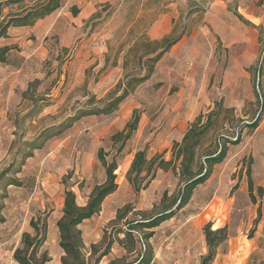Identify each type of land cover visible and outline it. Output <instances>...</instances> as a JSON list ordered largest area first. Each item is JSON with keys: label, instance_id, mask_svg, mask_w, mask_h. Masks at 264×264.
<instances>
[{"label": "rangeland", "instance_id": "obj_1", "mask_svg": "<svg viewBox=\"0 0 264 264\" xmlns=\"http://www.w3.org/2000/svg\"><path fill=\"white\" fill-rule=\"evenodd\" d=\"M32 1L11 9L31 6ZM75 27L78 39L68 47L60 46L53 35L45 38L46 51L29 66L34 73L21 102L8 118L0 119V171L23 143L68 117L101 107L120 93L117 86L126 77L143 75L150 66L147 60L155 57L149 52L155 46L149 43L163 37L180 40L152 63L149 79L115 111L77 119L25 161L16 175L20 186L8 188L0 202L5 223L0 225V264H16L11 252L21 234L31 231V219L52 213L58 217L65 188L75 193L79 206L86 204L93 187L104 180L99 150L106 162L115 157L119 183L133 152L146 148L148 160L159 156L170 161L173 143L182 138L170 142L168 136L184 135L196 118L204 123L211 111L216 113L213 126L196 152L197 160L215 151L223 137L233 139L240 133V143L228 146L225 160L213 167L172 220L157 229L137 230L144 248L135 234L124 240L125 246L130 251L137 243L142 254L159 253L158 264L188 256L191 259L182 264H199L206 253L203 228L210 223L212 230H227L213 264H263L264 0H107ZM251 60L250 86L235 92L224 87L222 72L235 61ZM133 112L139 119L137 129L115 155L118 145L110 137L123 130ZM258 115L256 130L243 128ZM249 182L255 202L249 197ZM129 190L106 202L105 218L114 219L103 224L102 241H113L128 223L148 219L170 205L179 190L178 178L173 169H157L146 189L135 193L129 185ZM31 196L37 200L28 203ZM100 245L96 249L101 250Z\"/></svg>", "mask_w": 264, "mask_h": 264}, {"label": "trees", "instance_id": "obj_2", "mask_svg": "<svg viewBox=\"0 0 264 264\" xmlns=\"http://www.w3.org/2000/svg\"><path fill=\"white\" fill-rule=\"evenodd\" d=\"M23 1L0 0V39L7 36L10 28L32 26L36 21L57 12L61 8L63 0H34L31 6L12 11L11 8L13 6L20 5ZM5 9H8L6 14H4ZM70 12L73 16H76L78 13L75 7H72ZM179 40L180 36L175 39L163 37L160 41L149 43L155 46L153 50L149 51L155 54V57L147 60L150 66L143 75L126 77L125 83L117 86L118 89H121L119 91L120 93L115 94L113 98L106 101L101 107H95L91 111L79 112L77 115L68 117L58 126L43 130L35 140L23 143V148L18 149L15 152L13 160L6 168L0 171V202L5 200L8 188L20 186L16 175L20 173L25 161L32 157L34 151L41 149L48 140L59 136L69 129L71 124L81 117L99 114L108 115L115 111L129 94L133 92L137 85L149 79L152 74V63H156ZM136 44L134 43V46ZM10 50V47H0V64L6 63ZM261 69L262 67H259L258 72ZM263 108L264 106L262 105L261 109ZM215 114L213 111L208 113L204 123H201V117L196 118L183 135L181 142L173 143L172 159L170 161L159 159V156L148 160L146 148L135 152L125 177L127 183L135 193L147 188L154 179L155 170L157 169L162 171L173 169L178 178L179 190L173 202L164 207L161 212L143 221L128 223L127 228L123 232L125 234V240L131 239L132 232H137L138 229L148 231L156 229L161 224L176 216L190 202L195 189L209 179L213 167L221 164L225 160L228 146H235L240 143V133H237L233 139L223 137L222 142L218 143L215 151L205 155L201 160H197L196 152L213 126L212 117ZM260 120L261 118L258 115L251 122L246 123L243 128L254 131L258 128ZM138 121L136 112H133L123 130L110 137L111 142L118 145L115 150V155L120 154L126 142L130 140L137 129ZM97 158L104 167V180L101 184L93 187L84 206H78L75 193H73L71 188H65L62 217L56 223L58 246L63 254L60 259V264H88L84 254V245L79 226L82 222L96 216L100 212V207L105 198L117 189L116 175L114 174L117 169L115 157L110 162H106L102 156V151L99 150ZM175 163H177V167L174 166ZM248 191L251 201L255 202L251 182L248 184ZM259 192L261 195L262 189H259ZM2 209L3 206L0 203V225L4 223ZM47 219L48 217L46 215H39L29 221L31 231L21 234L19 246L12 254V259L16 264L50 263L51 258L48 252L44 250V245L47 240ZM211 228L212 225L210 223L206 224L203 228L206 253L201 257L199 264H213L219 248L227 239V230L225 227L216 230H212ZM121 232L118 231L117 234ZM111 244L112 241L110 240L107 242L102 241L100 245L102 249L94 259V264H97L108 253ZM91 251L92 254H96L98 250L96 246L92 245ZM151 261L152 256L146 255L143 252L140 259L135 260L131 264H150Z\"/></svg>", "mask_w": 264, "mask_h": 264}, {"label": "crops", "instance_id": "obj_3", "mask_svg": "<svg viewBox=\"0 0 264 264\" xmlns=\"http://www.w3.org/2000/svg\"><path fill=\"white\" fill-rule=\"evenodd\" d=\"M106 1L107 0H88V2H86L85 0H63L61 8L57 12L44 19L36 21L32 26L16 27L8 30L7 36L0 39V47L11 48L6 63L0 64V119L8 118V114L13 110L14 106L21 102V94L26 90V86L30 82V78L34 73L29 66L34 57H38L46 51V43L44 42L45 38L53 35L56 37V40H58V43H60V46L68 47L72 45L74 41L78 39L79 30L78 27L76 28L75 26H78L82 19L93 14L95 12V7L98 4ZM72 7H75L78 11L76 16H73L70 12ZM255 58L256 57L254 56L252 60L254 61ZM252 60L248 63L235 61L234 64L224 70L222 72L224 87L232 89L233 92H235L239 91L242 85L250 86L251 77L247 72V69L252 65ZM237 95H239L238 92ZM168 137L170 142H173L183 138V135L175 137L173 133H171ZM134 154L135 152H133V156ZM133 156L131 157L129 164L124 167V171L119 177V183H116V191L105 198L100 207V212L91 219L82 222L79 226L84 245V254L88 264H94V259L101 251L99 250L100 248H98L97 250H99V252L92 254L91 246L101 244L103 224L114 219L105 218L106 209L104 206L106 202H111V200L120 194L121 190L130 191L129 184L125 179V173L129 170ZM31 200L37 199L36 197L31 196L28 199V203H30ZM84 205L85 204L82 206ZM62 206L63 198L61 199L59 207L60 213L58 214V217H55L52 213L47 219V240L44 245V250L48 252L51 258L49 264H60V259L63 256L58 246V232L56 229V223L62 217ZM112 207L115 209L114 211L118 208L117 205H113ZM121 229L122 232L116 234V239L113 238L108 253L103 256L97 264H131L135 260L140 259L142 253H140L139 244L136 243L133 250L128 251L124 241V229L123 227ZM25 232H28V230H25ZM16 248L17 245L14 247L11 254H13V251ZM134 253L135 256L133 259L135 260H129L132 259V257L129 258V255ZM158 256L159 253L153 255L150 264H158V262H160ZM185 259H191V257H184L182 260L177 261H166L165 264H182Z\"/></svg>", "mask_w": 264, "mask_h": 264}, {"label": "built area", "instance_id": "obj_4", "mask_svg": "<svg viewBox=\"0 0 264 264\" xmlns=\"http://www.w3.org/2000/svg\"><path fill=\"white\" fill-rule=\"evenodd\" d=\"M263 54H264V52H263ZM259 67H262V66H261V63L259 64ZM137 221H140V220H137ZM126 228H127V225H126ZM132 233L138 236L137 239H138V242H139V244H140V247H141V248H144V242H143L142 238L138 235L137 232H132Z\"/></svg>", "mask_w": 264, "mask_h": 264}]
</instances>
